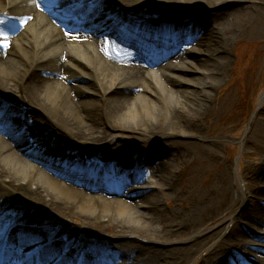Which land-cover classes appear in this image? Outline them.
<instances>
[{
	"label": "bare ground",
	"instance_id": "obj_1",
	"mask_svg": "<svg viewBox=\"0 0 264 264\" xmlns=\"http://www.w3.org/2000/svg\"><path fill=\"white\" fill-rule=\"evenodd\" d=\"M258 1L100 0V13L74 17L102 19L84 34L92 23L61 22L66 0H0V264H264V159L243 176L240 164L235 172L223 165L198 198L196 181L184 177L190 165L178 168L189 158L216 168L224 159L220 146L199 140L241 16ZM127 22L109 45L101 33ZM192 25L204 32L194 43L183 35ZM178 47L174 58L188 54V63L152 70ZM3 122L13 130L3 133ZM33 126L55 156L68 151L60 162L28 147ZM131 132L161 143L138 153L126 143ZM88 153L89 168H71ZM146 174L154 182L143 185ZM106 177L123 189L94 193ZM187 194L192 201L179 209ZM46 236L55 240L38 252Z\"/></svg>",
	"mask_w": 264,
	"mask_h": 264
},
{
	"label": "rangeland",
	"instance_id": "obj_2",
	"mask_svg": "<svg viewBox=\"0 0 264 264\" xmlns=\"http://www.w3.org/2000/svg\"><path fill=\"white\" fill-rule=\"evenodd\" d=\"M241 18L243 22L236 31V39L230 43L228 60L223 61L226 64L225 72L211 92L209 105L214 114L206 121V137L199 140L220 146L224 159L219 162L218 168L204 157L189 158L178 167L181 169L185 166V169L186 165H190L185 169L188 172L184 177L188 174L196 181L195 188H191L195 192L194 198L203 194L204 184L208 179H216L223 165L229 163L235 172L240 164L239 171L243 176L246 167L260 164L264 159V152L259 148L264 146V1L256 2L248 11H244ZM186 28L183 35L189 33L193 43L204 33L195 25ZM153 71L158 72L159 69L154 68ZM106 132L112 133L108 128ZM125 136L126 143L132 146L130 149L138 153L145 146L148 148V145L161 143L155 139L149 142L133 132L125 133ZM183 199V202L176 204L179 209H183L193 198L187 194ZM218 225L211 226L204 234L212 232ZM184 239L188 238L181 237V240L187 241ZM188 243L184 242L186 245ZM203 261L201 257L202 264Z\"/></svg>",
	"mask_w": 264,
	"mask_h": 264
},
{
	"label": "snow or ice",
	"instance_id": "obj_3",
	"mask_svg": "<svg viewBox=\"0 0 264 264\" xmlns=\"http://www.w3.org/2000/svg\"><path fill=\"white\" fill-rule=\"evenodd\" d=\"M0 35H4V33L2 32V30H0ZM107 43L110 45L111 44V41H108ZM3 46L4 47H7L8 45H7V43H5Z\"/></svg>",
	"mask_w": 264,
	"mask_h": 264
}]
</instances>
